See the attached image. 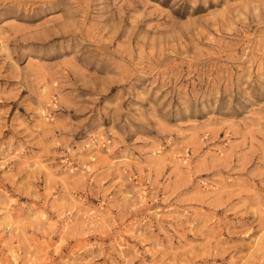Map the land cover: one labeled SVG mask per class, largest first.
<instances>
[{
    "label": "rangeland",
    "instance_id": "rangeland-1",
    "mask_svg": "<svg viewBox=\"0 0 264 264\" xmlns=\"http://www.w3.org/2000/svg\"><path fill=\"white\" fill-rule=\"evenodd\" d=\"M0 264H264V0H0Z\"/></svg>",
    "mask_w": 264,
    "mask_h": 264
}]
</instances>
